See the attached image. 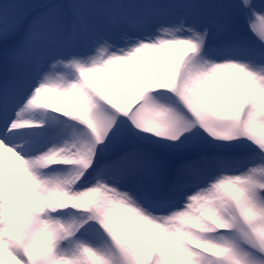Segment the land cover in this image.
Here are the masks:
<instances>
[{
    "label": "snow or ice",
    "instance_id": "obj_1",
    "mask_svg": "<svg viewBox=\"0 0 264 264\" xmlns=\"http://www.w3.org/2000/svg\"><path fill=\"white\" fill-rule=\"evenodd\" d=\"M0 264H264V0H0Z\"/></svg>",
    "mask_w": 264,
    "mask_h": 264
},
{
    "label": "rangeland",
    "instance_id": "obj_2",
    "mask_svg": "<svg viewBox=\"0 0 264 264\" xmlns=\"http://www.w3.org/2000/svg\"><path fill=\"white\" fill-rule=\"evenodd\" d=\"M259 2H261V0H259ZM259 2H257V3H259Z\"/></svg>",
    "mask_w": 264,
    "mask_h": 264
}]
</instances>
